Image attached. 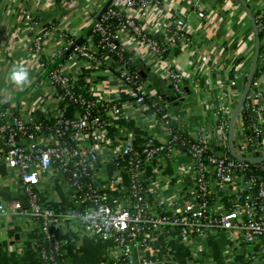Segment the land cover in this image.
<instances>
[{
  "label": "built area",
  "instance_id": "built-area-1",
  "mask_svg": "<svg viewBox=\"0 0 264 264\" xmlns=\"http://www.w3.org/2000/svg\"><path fill=\"white\" fill-rule=\"evenodd\" d=\"M153 4L159 7L158 0H115L92 24L87 42L69 39L64 33L68 43L55 62L42 60L47 74L40 83H48L71 113L34 119L0 109V161L17 173L24 198L11 205L0 203V219L26 215L37 221L41 238L36 254L45 264H64L61 226L68 218L81 231L112 243L99 264H137L159 233H175L193 244L216 232L224 234L226 248L240 252L245 264H264V46L239 91L241 99L236 101L221 82L216 124L187 132L167 110L153 81L134 67L126 49L130 43H122L124 36L147 44L151 55L163 62L174 94L184 96L185 75L174 63L172 51L182 41L191 43L186 21L175 18L158 36L153 35L136 16L150 11L151 24ZM198 15L204 17L205 12ZM25 17L34 20L28 11ZM255 22L263 31L264 16L257 15ZM48 33H36L34 50L39 54ZM100 54L116 57L121 91L135 100L141 112L151 107L152 117L168 133L165 141L150 137L141 146L123 144L106 155L103 133L111 116L132 117L119 101L82 87L70 70L72 62L95 63ZM176 156L186 161V180L182 183L175 177L181 187L163 196L161 189L171 187L172 179L159 170L168 157ZM105 163L118 171L109 184L124 185L121 198L100 179ZM152 165L158 168L153 181L147 176ZM55 172L66 187L69 210L41 202L43 178ZM204 250L202 245L195 246L198 264L204 261Z\"/></svg>",
  "mask_w": 264,
  "mask_h": 264
},
{
  "label": "crops",
  "instance_id": "crops-1",
  "mask_svg": "<svg viewBox=\"0 0 264 264\" xmlns=\"http://www.w3.org/2000/svg\"><path fill=\"white\" fill-rule=\"evenodd\" d=\"M149 19L147 14L137 13L151 33L158 36L175 18L186 21L191 43L183 42L172 51L174 63L185 75L184 96L173 94L166 69L161 60L152 56L147 44L142 41L122 38L132 56L134 67L143 76L152 80L168 111L173 112L187 132H195L202 126L213 127L217 121L216 106L220 93L219 84L224 82L236 101L239 91L246 86V79L254 67L257 55L264 46L256 30L255 17L264 16V0H158ZM115 0H0V109L34 119H51L58 113H71L53 94L46 78L47 69L42 60L55 62L67 39L87 42L92 24L105 13ZM151 7V8H152ZM25 11L33 16L30 21ZM128 14L133 11L126 8ZM204 11L205 16L198 15ZM33 22H37L34 25ZM35 26V27H34ZM47 30L41 53L34 50L36 33ZM64 33L68 38L64 37ZM94 46V43L90 42ZM23 66L29 73L30 85L17 86L10 73ZM74 77L87 90L109 101L120 102L132 119L111 116L104 128L106 155L123 144L141 146L150 137L158 142L167 139L168 133L162 123L152 117L151 107L144 113L132 97L121 91L120 67L111 54L99 56L95 63L81 60L71 63ZM39 85V86H38ZM97 87V88H96ZM158 98H155V100ZM238 99V100H237ZM153 105L152 102L149 103ZM182 127V128H183ZM156 165L147 171L149 179L156 180ZM172 179V186L164 185L163 196H171L181 187L175 177L185 182L186 161L182 156L169 158L159 170ZM118 171L104 164L101 181L111 188L113 195L123 197L120 188L109 184ZM122 176L123 171H120ZM117 176V175H116ZM17 173L0 161V203L11 205L24 200ZM41 202L45 205L69 210L71 203L66 187L58 172L47 173L41 185ZM64 238V264H99L112 243L81 231L72 219L62 221ZM41 238L37 221L26 215L0 219V264H45L36 254V245ZM204 247V264H245L243 255L226 248L224 234L214 233L209 239H196L193 244L178 234L159 233L154 245L137 264H198L195 246ZM147 261V263H145ZM202 263V264H203Z\"/></svg>",
  "mask_w": 264,
  "mask_h": 264
},
{
  "label": "clouds",
  "instance_id": "clouds-1",
  "mask_svg": "<svg viewBox=\"0 0 264 264\" xmlns=\"http://www.w3.org/2000/svg\"><path fill=\"white\" fill-rule=\"evenodd\" d=\"M10 79L14 84L20 87L31 84L29 73L27 69L23 66L15 67L13 71L10 73Z\"/></svg>",
  "mask_w": 264,
  "mask_h": 264
},
{
  "label": "trees",
  "instance_id": "trees-1",
  "mask_svg": "<svg viewBox=\"0 0 264 264\" xmlns=\"http://www.w3.org/2000/svg\"><path fill=\"white\" fill-rule=\"evenodd\" d=\"M91 34V33H90ZM257 36H258V38H260V39H263V37H264V30L262 31V30H259V29H257ZM174 94V93H173Z\"/></svg>",
  "mask_w": 264,
  "mask_h": 264
},
{
  "label": "water",
  "instance_id": "water-1",
  "mask_svg": "<svg viewBox=\"0 0 264 264\" xmlns=\"http://www.w3.org/2000/svg\"><path fill=\"white\" fill-rule=\"evenodd\" d=\"M256 30H257V28H256ZM256 62V61H255ZM254 65H255V63H254ZM253 69H254V67L252 68V71H253ZM252 71H251V74H252Z\"/></svg>",
  "mask_w": 264,
  "mask_h": 264
}]
</instances>
